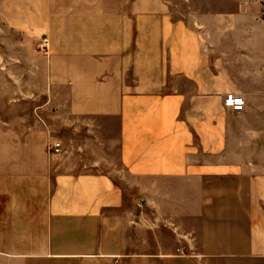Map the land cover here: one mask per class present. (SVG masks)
<instances>
[{
	"label": "crops",
	"instance_id": "crops-1",
	"mask_svg": "<svg viewBox=\"0 0 264 264\" xmlns=\"http://www.w3.org/2000/svg\"><path fill=\"white\" fill-rule=\"evenodd\" d=\"M176 1L0 0V264H264V0Z\"/></svg>",
	"mask_w": 264,
	"mask_h": 264
},
{
	"label": "rangeland",
	"instance_id": "rangeland-1",
	"mask_svg": "<svg viewBox=\"0 0 264 264\" xmlns=\"http://www.w3.org/2000/svg\"><path fill=\"white\" fill-rule=\"evenodd\" d=\"M254 0H250L244 2L243 4L247 5ZM241 0H178L176 1V7H178V11L184 12V9L190 8L193 12H196L192 18L196 20H200L202 23H210L211 17L209 14L214 12L226 13L233 9L239 8ZM200 13V14H199ZM198 14V15H197ZM221 18V17H220ZM225 19V17H223ZM222 23H220V26ZM222 28H220L221 30ZM45 39L42 38L40 42ZM39 42V44H40ZM38 44V45H39ZM38 50V46L37 49ZM39 54V53H38ZM3 55V50L0 49V56ZM41 55V54H39ZM43 56V55H41ZM45 57V56H44ZM49 91L47 89L44 90V94L39 97L38 100H34L31 98L32 103H42L44 106V110L42 112L44 123L48 124L51 127L56 135V137L62 143V151L61 155H64L70 145L72 146L71 142L72 138L71 135L66 132V119H67V112L61 108L62 104H65V96L61 97L60 95H48ZM53 133V134H54Z\"/></svg>",
	"mask_w": 264,
	"mask_h": 264
},
{
	"label": "built area",
	"instance_id": "built-area-1",
	"mask_svg": "<svg viewBox=\"0 0 264 264\" xmlns=\"http://www.w3.org/2000/svg\"><path fill=\"white\" fill-rule=\"evenodd\" d=\"M250 0H244L247 2ZM38 53L47 56L49 52V43L47 39H43L38 45ZM223 107L234 112H241L244 106L243 98L235 94H227L223 98ZM62 151L61 144L58 141H52L47 146V152L49 155H58Z\"/></svg>",
	"mask_w": 264,
	"mask_h": 264
}]
</instances>
